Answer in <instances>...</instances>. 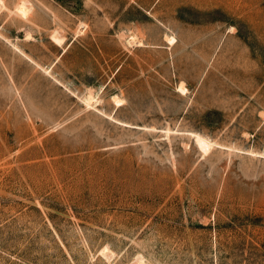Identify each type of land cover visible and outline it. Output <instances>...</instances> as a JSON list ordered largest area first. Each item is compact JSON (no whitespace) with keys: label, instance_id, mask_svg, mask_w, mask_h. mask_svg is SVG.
<instances>
[{"label":"rangeland","instance_id":"374dc122","mask_svg":"<svg viewBox=\"0 0 264 264\" xmlns=\"http://www.w3.org/2000/svg\"><path fill=\"white\" fill-rule=\"evenodd\" d=\"M0 264H264V0H0Z\"/></svg>","mask_w":264,"mask_h":264},{"label":"bare ground","instance_id":"6f19581e","mask_svg":"<svg viewBox=\"0 0 264 264\" xmlns=\"http://www.w3.org/2000/svg\"><path fill=\"white\" fill-rule=\"evenodd\" d=\"M21 12H24V11H21ZM59 41H60V40H59ZM196 138H197L199 144L202 145V147H205V148L208 147V142H207L202 136L196 134Z\"/></svg>","mask_w":264,"mask_h":264}]
</instances>
